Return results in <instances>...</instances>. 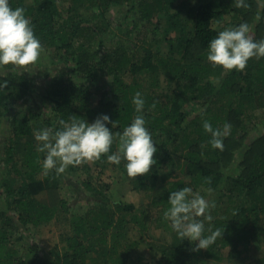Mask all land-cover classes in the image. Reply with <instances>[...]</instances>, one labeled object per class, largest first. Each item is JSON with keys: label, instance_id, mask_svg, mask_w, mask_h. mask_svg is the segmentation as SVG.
Masks as SVG:
<instances>
[{"label": "trees", "instance_id": "trees-1", "mask_svg": "<svg viewBox=\"0 0 264 264\" xmlns=\"http://www.w3.org/2000/svg\"><path fill=\"white\" fill-rule=\"evenodd\" d=\"M246 2L239 8L234 0H10L26 9L50 53L48 65H62L65 73L44 92L52 104L46 115L21 111L34 93L28 66L0 68V83L8 82L0 89V264H210L212 257L214 264H264V58L239 71L207 60L209 42L224 28L247 22L254 38L264 39V0ZM125 5V20L116 27L110 14ZM137 91L158 151L134 189L154 194L163 220L171 191L187 185L209 198L211 188L218 195L213 220L205 223L224 229L223 238L194 250L164 219L162 227L176 237L170 244L151 241V211L113 200L89 175L82 181L88 208L71 217L62 250L43 254L35 231L68 220L70 207L60 193L67 176L42 169L34 130L58 128L60 119L74 115L92 122L105 113L117 121L113 132H121L136 115ZM204 120L214 127L231 123L222 149L209 143ZM95 164L113 163L102 155ZM251 245L254 255L245 262Z\"/></svg>", "mask_w": 264, "mask_h": 264}, {"label": "clouds", "instance_id": "clouds-1", "mask_svg": "<svg viewBox=\"0 0 264 264\" xmlns=\"http://www.w3.org/2000/svg\"><path fill=\"white\" fill-rule=\"evenodd\" d=\"M234 3L239 8L248 7L246 0H234ZM259 19L261 16L257 15ZM44 52L45 48L35 34V26L26 15V9L13 8L10 0H0V68L8 67L15 72L17 67L37 62ZM252 58H264V39L254 38L247 22L224 28L208 44L207 60L214 67L239 71L245 69ZM7 85V81L0 83V89ZM132 103L136 115L121 132H113L117 121L113 122L105 113L92 122L74 115L68 120L60 119L58 128L34 130L36 150L44 154L42 169L45 173L54 171L60 175L70 165L97 160L102 155L116 165L125 160L129 176L149 173L157 163L154 154L158 149L144 114L146 101L141 92L134 94ZM231 128L229 122L222 127H214L209 120L203 121V129L210 134L209 143L213 148H223L224 138L230 135ZM114 143L117 144L115 152L111 151ZM211 191L208 188L206 193ZM168 204L164 219L179 238L195 244L194 250L208 249L218 238H223L225 230L221 227H213L210 223L206 227L205 222L213 220L211 210L215 207L207 195L186 185L170 192Z\"/></svg>", "mask_w": 264, "mask_h": 264}, {"label": "rangeland", "instance_id": "rangeland-1", "mask_svg": "<svg viewBox=\"0 0 264 264\" xmlns=\"http://www.w3.org/2000/svg\"><path fill=\"white\" fill-rule=\"evenodd\" d=\"M29 3L32 0H28ZM129 5H125L122 7H116L112 10L110 14L111 21L114 26H119L124 20L127 11L129 10ZM138 40V39H136ZM140 44V43H139ZM162 50L167 52L168 47L166 44H162ZM51 62L50 53L44 52L42 57L38 59L32 66H28L26 68L31 73L35 74V78L33 79V89L34 93L30 95L29 98H25L21 105L22 112H27L29 110H36L46 115L51 112L52 104L47 102L44 98V92L48 87L50 81L54 77H64V73L62 70V65L52 66L48 65ZM103 82V80H102ZM96 86L92 85L91 90L95 92ZM19 110V107H18ZM252 125V123H251ZM254 135L257 132L253 133ZM75 170L66 169L64 172L66 177L65 184L61 187V196L68 201V205L70 207L69 219L54 221L53 223L46 225L40 229L35 231V240L41 246L43 254H47L49 251H53L58 246L61 250L64 246L62 242L65 235L69 233L68 226L70 225V219L74 216H79L83 214L85 209L88 208L86 199H88L89 194L85 191V188L82 186V181L86 179L89 175L93 176L94 185H99L104 188L106 193L111 196L113 200H122L128 204H133L137 209H147L151 211V214L154 215V224L148 233L151 241H159V244H170L173 242L174 234L170 229L166 227H162L163 220L162 218L158 220L161 216V208L156 207L153 204L154 194L152 192H145L141 190L134 189L132 185L133 181L137 179V177L129 176L127 171H123L119 165L116 164H108L105 169L102 167H98L95 164V160L86 161L81 163L80 165H74ZM177 175V176H176ZM176 177L184 178V176L180 175L179 172L175 174ZM174 179L177 178H172ZM171 180V181H172ZM132 181V182H131ZM209 199L213 201L217 198V192L209 193ZM158 243V242H157ZM254 246L251 245L250 248L252 250ZM145 246L141 245L139 247V251L144 253ZM248 252H244V261L246 262V257L252 258L254 250ZM215 254V253H213ZM209 262L210 264H214L216 259L212 257ZM250 261V260H249ZM221 264H237L227 262L226 260L222 261Z\"/></svg>", "mask_w": 264, "mask_h": 264}]
</instances>
